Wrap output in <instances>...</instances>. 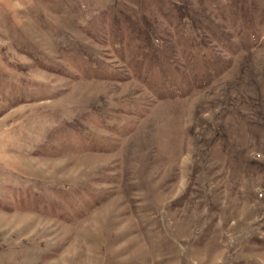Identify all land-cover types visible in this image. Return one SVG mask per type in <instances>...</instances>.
Returning a JSON list of instances; mask_svg holds the SVG:
<instances>
[{"label": "rangeland", "instance_id": "1", "mask_svg": "<svg viewBox=\"0 0 264 264\" xmlns=\"http://www.w3.org/2000/svg\"><path fill=\"white\" fill-rule=\"evenodd\" d=\"M0 264H264V0H0Z\"/></svg>", "mask_w": 264, "mask_h": 264}]
</instances>
